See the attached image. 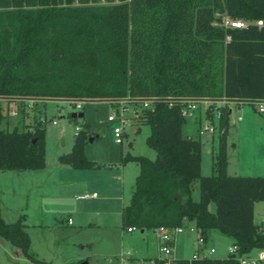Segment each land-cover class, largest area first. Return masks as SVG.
Masks as SVG:
<instances>
[{
	"label": "trees",
	"instance_id": "trees-1",
	"mask_svg": "<svg viewBox=\"0 0 264 264\" xmlns=\"http://www.w3.org/2000/svg\"><path fill=\"white\" fill-rule=\"evenodd\" d=\"M222 16L250 23L225 26ZM259 20L264 21V0H0V99L19 106L30 99L105 100L113 106L125 98H152L153 106L136 118L150 126L147 143L156 158L128 152L120 161L140 165L122 209L123 228L156 230L194 221L203 243L216 229L233 239L236 254L179 258L176 264H238V256L264 249V230L255 222V203L264 201V176L228 173L227 109L214 171L203 175V143L184 135L181 102L264 99ZM4 117L0 107V170L44 168L43 126L6 130ZM79 127L72 151L60 160L77 169L112 166L87 157L91 124ZM196 182L199 200L192 196ZM25 220L22 215L7 222L0 207V236L33 263L46 264L30 250ZM153 264L165 260L155 258Z\"/></svg>",
	"mask_w": 264,
	"mask_h": 264
},
{
	"label": "rangeland",
	"instance_id": "rangeland-1",
	"mask_svg": "<svg viewBox=\"0 0 264 264\" xmlns=\"http://www.w3.org/2000/svg\"><path fill=\"white\" fill-rule=\"evenodd\" d=\"M19 104L0 99L5 115L1 127L13 130L15 127L34 128L41 124L45 129L46 164L37 170L0 171V206L5 203L2 207L7 222L26 216L30 250L46 264H81L84 261L88 264H134L131 257L136 256L143 261L139 260L138 264H153L154 257L164 256L159 251L163 241L155 230L129 231L122 226V209L130 202L140 165L136 161H120L128 152L156 158V150L147 143L150 126L138 122L130 112L123 142L117 143L114 128L120 122L108 120L112 111L108 101L81 102V107L64 99H30L22 106ZM231 106V118L237 122L231 124L228 131V173L264 176V113L258 112L256 104L251 102H244L240 107L235 103ZM80 112L84 116L75 120L72 114ZM199 119L188 118L183 133L200 138L205 148L213 143L214 152L207 154L204 148L202 155V174L211 175L218 134H200V127L208 120L204 116L201 122ZM85 122L91 124L92 137L96 136L85 146L87 157L99 163H111V167L77 169L60 160L61 155L72 151L77 126ZM95 192L97 197L81 198ZM192 196L194 200L200 198L198 182L193 186ZM261 207H264V201H258L256 205L255 221L260 227L264 222ZM210 209L216 210L214 202ZM231 246L233 239L216 229L209 231L207 243L199 240L197 230L191 232L187 229L178 237L175 253L180 258H190L195 252L226 258ZM211 248L215 252L210 253ZM261 251L264 249H254L245 258H257ZM0 264L36 263L0 236ZM257 264H264V261Z\"/></svg>",
	"mask_w": 264,
	"mask_h": 264
},
{
	"label": "built area",
	"instance_id": "built-area-1",
	"mask_svg": "<svg viewBox=\"0 0 264 264\" xmlns=\"http://www.w3.org/2000/svg\"><path fill=\"white\" fill-rule=\"evenodd\" d=\"M250 22L244 21V20H232L230 17L225 16L223 18L222 24L225 26H232V27H245ZM259 26H264V21L259 20L255 22ZM230 39V37H228ZM249 102V101H241V100H228L227 98H221V99H185L181 102V113L182 115L188 119V118H196L200 117L199 121L201 122L202 116L205 117V119L208 120L207 124L200 127L199 132L200 134H222L225 132V128L221 127L220 122L222 119V112L223 109L229 110V122L230 124H236L237 120L231 118L232 113V104L235 103L237 107H240L242 103ZM155 103V99H154ZM253 103L256 104V109L260 113H264V99L262 100H256ZM132 104V106L130 105ZM76 107H81V102H76L74 104ZM130 106L133 108V110H130ZM153 106V99H146L142 102H135L129 98H125L120 100L119 102L115 103L112 106V111L110 112L108 116V120L110 122L119 120L120 125L116 126L114 128V136L115 141L117 143L123 142V136L125 134L124 127L129 122L130 117H128L129 113L133 114V116L136 118L140 115L143 109L151 108ZM242 117H239V120H241ZM56 123V121H54ZM77 129L79 130L80 127L77 126ZM97 196V193H93L91 195H85L81 196V198L86 197H95ZM71 219L69 220V223H71ZM185 226H179L175 228L170 227H160L155 230V232L159 235L160 239L163 241L161 244L160 250L165 254V264H176L175 259L171 258L170 255L172 254V247L171 243L174 241L175 235L178 233H182L185 231ZM129 231H134L136 228H129ZM199 240L203 243V239L199 234ZM237 246L233 245L231 247L230 253L236 254ZM215 252L214 248L210 249V253ZM207 254H201L196 253L194 258H202L206 256ZM238 258V264H257L261 261H264V251H261L257 258L254 257H247L245 258V255H240ZM123 260H125L123 258Z\"/></svg>",
	"mask_w": 264,
	"mask_h": 264
},
{
	"label": "crops",
	"instance_id": "crops-1",
	"mask_svg": "<svg viewBox=\"0 0 264 264\" xmlns=\"http://www.w3.org/2000/svg\"><path fill=\"white\" fill-rule=\"evenodd\" d=\"M94 140H95V137H94ZM204 143H203V152H204ZM205 151H206V153L207 154H212L213 152H214V147H213V143H210V144H208V146H206V148H205ZM203 152H202V155H203ZM108 164H111V163H108ZM228 166H229V164H228ZM111 167V166H110ZM37 170V169H36ZM0 171H2V170H0ZM139 174V173H138ZM96 193V192H95ZM2 194V189H1V187H0V195ZM97 196H98V194H97ZM97 196H95V197H97ZM1 203V202H0ZM257 203H258V201L255 203V213H256V205H257ZM3 204V205H2ZM1 204V209H2V213H3V216H4V218L6 219V214L4 213V209H3V207L2 206H5V203H2ZM7 209L9 210V208L7 207ZM264 210V207L262 208L261 207V213H262V211ZM256 222V221H255ZM256 224H257V222H256ZM262 224H263V228H261V229H263L264 230V222H262ZM261 224V225H262ZM185 231L184 232H182V233H178V234H176L175 235V238H174V241L171 243V247H172V254H174V257H172V258H174V259H179L180 257H177V255H176V253H175V250H176V242H177V239H178V237L181 235V234H184V233H186V230L188 229V230H190L191 232H194V231H196L197 230V237L199 236V229H198V227L196 226V223L194 222V221H186V223H185ZM145 231V230H144ZM143 231V232H144ZM160 247H161V244H160V246H159V251L161 252V250H160ZM232 247V246H231ZM230 251H231V248H230ZM230 251H229V254H230ZM162 253V252H161ZM128 254H131V252L129 251L128 252ZM195 254H196V252L192 255V257H190V258H194V256H195ZM208 256H209V254H207ZM155 258H165V255L164 256H156V257H154V259ZM131 259H132V263H134V264H138L139 263V260L141 261V262H143L142 261V259L141 258H138L137 256L136 257H131Z\"/></svg>",
	"mask_w": 264,
	"mask_h": 264
},
{
	"label": "water",
	"instance_id": "water-1",
	"mask_svg": "<svg viewBox=\"0 0 264 264\" xmlns=\"http://www.w3.org/2000/svg\"><path fill=\"white\" fill-rule=\"evenodd\" d=\"M84 116V113H82V112H80V113H73L72 114V117L73 118H78V117H83ZM94 141V137H90V142H93ZM262 214L264 215V210L262 211ZM261 228H263V224L261 225ZM142 232L144 231V230H141ZM81 264H88V262L87 261H84V262H82Z\"/></svg>",
	"mask_w": 264,
	"mask_h": 264
}]
</instances>
